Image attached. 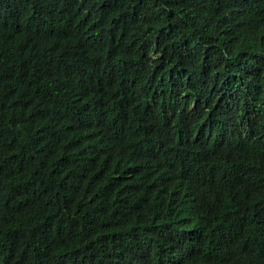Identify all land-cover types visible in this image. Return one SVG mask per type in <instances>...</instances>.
Returning a JSON list of instances; mask_svg holds the SVG:
<instances>
[{
    "label": "trees",
    "instance_id": "trees-1",
    "mask_svg": "<svg viewBox=\"0 0 264 264\" xmlns=\"http://www.w3.org/2000/svg\"><path fill=\"white\" fill-rule=\"evenodd\" d=\"M0 264H264V0H0Z\"/></svg>",
    "mask_w": 264,
    "mask_h": 264
}]
</instances>
